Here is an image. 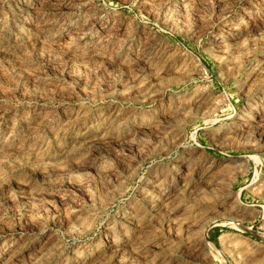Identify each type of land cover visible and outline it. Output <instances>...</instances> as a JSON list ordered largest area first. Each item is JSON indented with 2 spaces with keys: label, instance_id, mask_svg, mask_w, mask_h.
I'll use <instances>...</instances> for the list:
<instances>
[{
  "label": "rangeland",
  "instance_id": "rangeland-1",
  "mask_svg": "<svg viewBox=\"0 0 264 264\" xmlns=\"http://www.w3.org/2000/svg\"><path fill=\"white\" fill-rule=\"evenodd\" d=\"M170 255L264 264V0H0V264Z\"/></svg>",
  "mask_w": 264,
  "mask_h": 264
},
{
  "label": "bare ground",
  "instance_id": "bare-ground-1",
  "mask_svg": "<svg viewBox=\"0 0 264 264\" xmlns=\"http://www.w3.org/2000/svg\"><path fill=\"white\" fill-rule=\"evenodd\" d=\"M242 113V112H241ZM70 115H71V117H72V119H77V120H79V119H81V118H83V116H84V113H83V111L82 110H80L79 108L78 109H76V110H73V111H71L70 112ZM239 117V116H238ZM151 197V196H150ZM149 200V199H148ZM152 200V199H151ZM151 203V202H150ZM153 204V203H152ZM151 205V204H150ZM149 205V206H150ZM128 217H130V216H128ZM125 221H127V223H129L130 225H131V227H133V228H137V229H139L138 227L140 226V222H139V219H137V220H134V219H132V218H125ZM199 235H200V233H199ZM203 235V234H202ZM202 235H200L199 237H198V241H197V246H196V250L199 252V253H207V251H206V248H205V246H204V243H206V240H205V238L204 237H202ZM204 236V235H203ZM206 244H208V243H206ZM211 244V243H210ZM211 246V245H210ZM182 264L183 262L181 261V259H179V258H176V259H174L171 255L169 256V257H167V258H165V259H163V260H161L160 262H159V264Z\"/></svg>",
  "mask_w": 264,
  "mask_h": 264
}]
</instances>
